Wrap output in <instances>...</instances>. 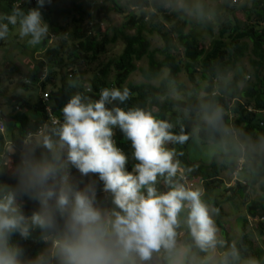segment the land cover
<instances>
[{"label":"trees","instance_id":"16d2710c","mask_svg":"<svg viewBox=\"0 0 264 264\" xmlns=\"http://www.w3.org/2000/svg\"><path fill=\"white\" fill-rule=\"evenodd\" d=\"M35 1L0 0L3 6L0 10L5 15H11L14 8H20L26 13L29 9L35 8ZM176 1L178 0H125V7L140 11L138 16L130 17L132 30H135L134 34L124 29L126 25L105 30L100 28L101 23L108 21L111 13L124 14L119 5L120 0H108L112 4L111 8L98 5L93 13L88 12L81 5H76L74 12L78 17L77 27L71 33L72 44L68 58L73 62L71 65L95 62L106 53L108 47L118 42L122 44L123 49L118 57L100 67L98 74L89 85L91 95L83 94L84 89L78 86L76 81L71 80L70 84L62 82L59 88H52L46 102L39 99L36 104H29L20 97L8 98L7 104L12 105L14 109L7 118L16 129V134L10 133L9 139L21 147L25 141L33 139L39 128H43L48 136L53 137V142L59 144L57 132L63 122L61 109L73 95L81 93L98 100L103 88L111 86L127 88L129 97L123 104L115 101L107 104L106 107L119 106L124 110L141 109L152 114L155 119L169 123L172 126L169 131L173 135L187 137L183 142H168L170 151L175 153L173 161H178L179 169L182 170L181 177L177 172L171 178L173 184H182L185 187L182 177L188 181L197 180L200 181L204 194L208 195L216 188V182L220 181L221 172L228 170L234 174L238 167L237 160L244 158L243 171L248 173L249 181L243 184L236 182L234 188L229 189L230 200L243 206L249 216L260 217L262 225L258 227V233L261 238H264V149H261L264 145V0L251 1L245 23L233 18V11L230 8L233 0H224L222 9L227 13V18L218 37L211 42L208 49L201 47L200 37L196 32L192 30L185 32L190 20L183 19L181 10L170 12V7ZM180 1L187 5L189 3L188 0ZM191 8L189 6L188 9L193 14L201 15V11ZM145 9L152 11L148 25L144 24L148 16ZM159 17L169 24V30L163 29L162 22L158 21ZM206 27L210 32V26L206 25ZM59 31V28L52 26L51 33L41 41L43 58L33 62L32 69L25 75L27 83L22 84L21 88H28V84H39L42 76L45 80L39 84V87H44L46 79L54 74L52 70L62 65L61 49L46 48L50 36L57 37ZM142 35H146L147 38ZM149 35L157 36L162 47L152 49ZM171 35L176 37L177 45L173 44ZM178 49L182 51V60L176 56ZM247 54L250 56L252 80L246 87L241 88V85L245 83V76L242 75L239 65ZM143 60H146L143 79L147 83L159 80L157 85L127 83L130 76L136 72L135 64ZM9 68L19 72L15 67L9 66ZM163 71H166L164 77H162ZM182 71L191 86V96L186 100L161 102V98L167 95L169 86L177 85L178 76ZM111 72L114 74L112 83L107 81ZM197 74L205 83L204 86L196 83ZM229 75H232L230 79ZM73 83L76 85L72 86ZM19 106L24 111H14ZM182 110L188 113L187 117L178 114ZM49 116L58 123L53 125ZM113 131L114 142L127 157L125 168L127 171H133L138 161L132 155L130 141L118 128H114ZM194 135L204 143L226 144L227 152L215 155L208 165L189 162L187 147ZM29 136L32 137L28 139ZM4 141L5 137L0 134V164L3 161ZM13 162L16 164L18 177L10 179L5 176L3 170L0 171L2 185L0 201L9 195L14 196V206L28 220L30 234L27 238H22L18 232H14L9 236L8 242L10 246L20 250V260L28 256L34 259L45 240L54 241L56 230L45 232L31 225L30 213L38 212L40 204L19 191L18 178L21 163L16 159ZM68 168L71 171L70 183L79 189L93 185L95 193L99 192L103 184L98 176L89 174L84 177L70 164ZM166 179L167 173L157 176L155 187L158 192L163 193L169 190L170 185L165 182ZM255 184H260L261 197L257 201L248 203V191ZM107 195L111 196L110 193ZM97 198L96 206L105 210L106 206H102L100 202V198L103 197ZM215 207L218 211L216 224L221 231L222 241L215 239L212 246H220L223 253L218 264L261 262L264 249L254 247L250 234L246 230L247 221L241 222V233L234 240L222 226L221 208L218 205ZM188 211L189 209L185 207L178 214L177 226L174 229V243L181 241L178 235L184 232V245L192 252L195 251L198 256L195 264H201L210 246L202 249L196 244L187 225ZM30 243L33 244L31 247ZM262 247L264 248V239ZM158 253L161 264H168L170 251L163 250L161 247ZM153 256L154 254L148 261L143 262L151 263Z\"/></svg>","mask_w":264,"mask_h":264},{"label":"clouds","instance_id":"9594fccd","mask_svg":"<svg viewBox=\"0 0 264 264\" xmlns=\"http://www.w3.org/2000/svg\"><path fill=\"white\" fill-rule=\"evenodd\" d=\"M37 7L26 13L14 8L0 16V39L7 37L9 25H19V35L38 45L47 37L48 24L40 9L51 0H36ZM91 91V89H88ZM129 97L127 88H103L98 100L81 93L73 95L61 109L63 122L58 129L59 147L66 149V161L81 176L93 174L110 193L114 207L105 211L96 206L94 186L84 189L70 183L65 165L52 160L22 161L19 191L40 204L30 217L31 225L47 232L55 229L50 248L55 264H138L154 252L174 245L178 214L187 207V225L202 249L214 245L216 226L202 190L173 184L179 169L174 152L166 142H183L187 137L173 135L172 127L141 109L124 110L107 104ZM114 128L130 141L138 163L127 171L126 155L114 142ZM50 151L51 141L45 144ZM133 172L135 174H133ZM167 173L168 191L155 187L157 176ZM146 191V194L144 191ZM18 232L29 236L28 220L14 206V196L0 201V264H21V252L9 245V236Z\"/></svg>","mask_w":264,"mask_h":264},{"label":"rangeland","instance_id":"374dc122","mask_svg":"<svg viewBox=\"0 0 264 264\" xmlns=\"http://www.w3.org/2000/svg\"><path fill=\"white\" fill-rule=\"evenodd\" d=\"M252 0H233L230 8L233 11V18L241 23H245L247 20L246 14L251 5ZM188 5L178 0L176 3L170 7V12L181 10L183 12V19H189L190 24L187 26L185 32L192 30L198 34L200 37V45L204 49H208L213 40L218 37L219 31L223 26L227 18V13L222 9L224 6V0H188ZM76 5H81L88 12L93 13L95 7L98 5H105L111 8L112 4L108 0H51L50 4H46L44 8L40 9L43 15V20L49 26V32L51 33L52 26L60 29L57 37L50 36L48 45L46 48H60L62 53V65L55 68L53 71V76L46 79L44 87H39V84L32 85L28 84V88H21L26 80V73L32 69L33 62L40 61L43 58L44 52L41 48V43L38 45H30L28 40L30 37H21L19 35V25H9V32L6 38L0 39V116L4 119L6 124V131L4 134L5 141L3 144V154H2V165L1 171L7 178L13 179L17 178L16 164L13 162L16 159L18 162L22 161H33V160H52L55 158L58 163L65 165L63 171H67L68 165L66 161V149H60L59 144L53 142V137L48 136L46 131L42 128L43 134L41 136L33 137L32 140L23 143L21 147H18L9 139L10 133L16 134V129L12 126V123L8 120L7 116L14 109L12 105L7 104V99L16 96L24 99L29 104H36L39 99H41L42 94L45 92H51L52 88L56 89L61 86V83L70 84V81H76L78 86L84 89L85 95H91L89 89L90 82L98 74L101 66L105 65L108 61L118 57L123 49L121 43H117L113 46L107 48L105 54L101 55L95 62L77 63L71 65L72 60H69V49L71 47V33L77 27V15L74 12ZM119 5L122 7L124 14L111 13L109 19L106 22L101 23L100 28L102 30L112 28H120L123 25L124 29L130 34H134L135 30H132V22L130 17L138 16L140 11L135 8L125 7V0H120ZM191 9L201 11V15L193 14ZM37 7V2L35 1V8ZM3 8L2 3H0V9ZM148 13L144 24L148 25L152 11L145 9ZM0 10V16H4ZM232 19V18H231ZM6 20L0 21L2 23H7ZM160 22L163 24V29L169 30V24L164 22L161 17H159ZM180 22V21H176ZM201 22V23H199ZM203 22V23H202ZM250 22L254 23L253 20ZM206 25L210 26V32L208 31ZM66 33V35H63ZM146 37V35H142ZM174 45H177L176 37L171 35ZM147 38V37H146ZM149 41L151 48H161L162 43L160 39L155 36L149 35ZM176 56L182 60V51L178 49ZM136 65V72L130 76L127 83L132 84H146L147 82L143 79V73L146 69V60L138 62ZM9 66L15 67L19 72L14 69H10ZM240 71L242 75L245 76V83L241 85V88L246 87L247 83L252 80V68L250 66V56L247 54L240 62ZM47 73V72H46ZM48 74V73H47ZM166 75V71H163L162 77ZM113 72L108 76V82L113 81ZM232 75H229V79ZM71 77L73 79H71ZM196 83L200 86H204L205 83L201 80L200 76L197 74L195 76ZM159 80L152 81L150 85H157ZM76 85L75 83L72 84ZM111 86V84H110ZM125 87V86H124ZM110 88H113L111 86ZM191 86L187 81L185 74L182 73L178 76L177 85H170L168 93L165 97L161 98V102L168 101H178L186 100L191 96L190 93ZM92 100H95L94 98ZM24 111L22 107H16L14 111ZM179 115L185 117L188 113L184 110L178 112ZM47 141H51L54 148L50 151L45 144ZM164 147L168 150L169 144L165 143ZM264 149V145L261 147ZM227 152L226 144H214V143H204L197 138L196 135L192 136L187 147V156L189 162L200 165H208L212 162L213 157L217 154H224ZM9 154V156H8ZM221 162V160L219 159ZM241 163V170L237 164V171L231 174L228 170L222 171L219 176V182L215 189H213L208 195L204 194L203 187L200 181L193 180V189L202 190V201L209 207L210 216L214 220L216 226V237L215 239L219 242L222 241L221 231L218 228L216 221L218 217V211L215 205L221 208L223 214L221 223L224 230L228 235L236 240L240 233V225L243 220L247 221L246 230L250 234V239L255 248H262L261 236L258 233V227H261L262 222L260 217H251L246 214L245 208L236 202L230 200L229 189L234 188L236 182L248 183V173L243 171L244 158L237 160V163ZM182 172V170H178ZM19 179V178H18ZM218 181V180H217ZM260 184L253 185L248 191L247 201L248 203L257 201L261 197V192L259 189ZM2 185L0 184V188ZM144 193L146 194L145 190ZM99 198V197H98ZM97 198V199H98ZM112 197L107 195L104 198H100L102 206H106L105 211L111 210L114 205L111 203ZM101 209V207H98ZM178 220V217H177ZM178 237L180 242L174 243L173 247L163 250L170 251L168 264H195L198 256L195 251L192 252L190 248L184 245V232H180ZM53 241L47 239L43 242V245L39 249V253L36 258L31 259L30 256L24 260H20L21 264H55V261L50 257V248ZM33 244L30 243L31 247ZM151 263L140 262L138 264H161L160 255L157 252L153 253ZM223 257L221 247L210 246L207 249L206 256L203 258L201 264H218L219 260ZM257 264H264V257L261 262Z\"/></svg>","mask_w":264,"mask_h":264},{"label":"built area","instance_id":"2783aa9c","mask_svg":"<svg viewBox=\"0 0 264 264\" xmlns=\"http://www.w3.org/2000/svg\"><path fill=\"white\" fill-rule=\"evenodd\" d=\"M32 1H34V0H32ZM44 80H45V77L42 76L41 79H40V83H39V84H41L42 82H44ZM25 83H27V82H25ZM48 95H49V92H45V93L42 94L41 99H42L43 102H46V101H47V99H48ZM49 118H50L51 122L53 123V125H56V124L58 123L57 121L53 120V118H51L50 116H49ZM5 131H6V124H5V122H4V119H2V117L0 116V134L4 136ZM42 134H43L42 128H39L38 131L36 132V134H35L34 137H36V136H41ZM31 137H32V136H29L28 139H30ZM27 141H29V140H27ZM27 141H25L24 143H26ZM8 156H9V154H8ZM237 164H238L239 167H240V168L238 169V171H240L242 165H241V163H239V162H238ZM1 167H2V165H0V171H1ZM65 172L68 174V176H69V178H70V177H71V171L67 170V171H65ZM179 173H180V177H181L182 172H179ZM133 174H135V173L133 172ZM181 179H182V181L185 183V187H186L187 189H193V187H194V185H193V183H192L193 180L188 181V180H186V179L183 178V177H182ZM95 194H96V198L99 197V196H102L103 198L107 196V192H104V191H103V185L100 187L99 192H98V193H95ZM4 199H5V198H4ZM4 199H3V200H4ZM17 209H18V208H17ZM32 214H33V213H30L29 218L31 217Z\"/></svg>","mask_w":264,"mask_h":264}]
</instances>
